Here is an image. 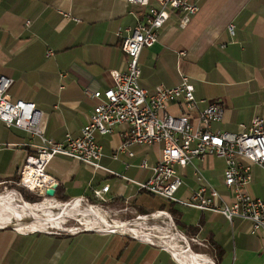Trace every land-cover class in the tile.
<instances>
[{"label":"crops","instance_id":"obj_1","mask_svg":"<svg viewBox=\"0 0 264 264\" xmlns=\"http://www.w3.org/2000/svg\"><path fill=\"white\" fill-rule=\"evenodd\" d=\"M191 1L198 9L184 28L178 26V14L173 12L159 28L155 43L140 49L138 83L150 92L155 85L178 84L182 73L192 83L196 99L191 117L208 103H216L220 118L210 123V129L238 131V124L247 125L254 116L264 115V0ZM144 12L122 0H0V74L12 79L7 89L11 100L32 102L42 112L44 137L59 141L65 134H79L97 102L83 90L103 91L112 85L109 70H125L126 59L115 31L132 27L137 18L143 19ZM46 49L50 55L45 54ZM179 49L183 56L177 55ZM167 110L172 115L180 111L173 103H168ZM124 128L119 124L109 134H95L102 153L97 170L65 155L51 157L44 171L57 183V192L66 202L44 198L81 204L92 197L107 207L129 205L135 211L148 212L138 213L139 219L160 213L172 221L170 208L182 225L173 222L178 230L205 248L192 253L204 257L206 264H264L262 240L248 233L240 218L228 221L213 210L187 206L196 210V217L184 221L179 204L155 203L151 197L156 195L138 190L137 184L150 175L149 167L139 163L143 158L147 165L155 162L161 144L130 145L132 154L128 156L116 149ZM39 142L36 135L0 121V185L16 182L23 156L33 153ZM114 153L116 158L111 157ZM191 163L183 168L174 165L181 177L175 194L178 199L187 198L201 181L219 193L226 192L221 158L210 155ZM263 182L264 169L250 163V181L244 190L264 200ZM104 184L107 190L101 196L105 201L98 202L91 193ZM1 220L0 264H188L181 255L185 263L175 259L169 249L134 235L91 227L56 232L53 228L61 225L52 224L46 230ZM186 225L196 227L194 234H188ZM212 243L222 251L218 263L210 251Z\"/></svg>","mask_w":264,"mask_h":264},{"label":"built area","instance_id":"obj_2","mask_svg":"<svg viewBox=\"0 0 264 264\" xmlns=\"http://www.w3.org/2000/svg\"><path fill=\"white\" fill-rule=\"evenodd\" d=\"M122 1L127 6L144 8L143 19L137 18L132 27L116 29L119 49L126 59L125 70H109L112 85L103 91L83 90L97 102L78 135L65 134L59 141L44 137L42 112L32 102L11 100L7 89L12 79L0 74V121L31 136L36 135L40 141L33 153L23 156L18 179L13 184L43 196L44 190L54 181L45 174L44 168L55 155L78 159L92 170L99 169L98 160L102 153L94 140L95 134H109L115 125L123 124L125 128L120 132L117 151L127 152L130 156V145L161 144L155 162L147 165L145 158L140 161V167H149L150 175L137 184L138 190H145L170 203L213 210L228 221L240 218L247 224V232L254 233L264 245V200L244 190L250 181V163L264 169V115L254 116L247 125L238 124L239 129L235 132L211 130L210 123L220 118V106L208 103L191 117L189 112L196 107V99L186 75L181 73L178 84L172 87L155 85L150 92L139 85L140 49L155 43L159 28L171 13L178 14V26L184 28L198 7L191 0ZM45 54L50 55V50L46 49ZM177 55L183 56L184 52L179 49ZM168 103L178 106L179 113L170 114ZM210 155L223 161L222 184L226 192L219 193L212 185L201 181L187 198L178 199L175 194L181 185V177L174 165L183 168L192 164V159L201 160ZM111 157L116 158V153ZM193 170L200 180L198 170L194 167ZM105 190L106 184L91 194L98 202L105 201L101 196Z\"/></svg>","mask_w":264,"mask_h":264},{"label":"rangeland","instance_id":"obj_3","mask_svg":"<svg viewBox=\"0 0 264 264\" xmlns=\"http://www.w3.org/2000/svg\"><path fill=\"white\" fill-rule=\"evenodd\" d=\"M175 168L177 169V166H175ZM13 185L15 184H12V182L0 185V192L8 191L0 195V218L2 219L1 221L4 220V222L7 223L13 222L12 224L22 228H26V226L27 228H36L41 226L43 229L46 230H51L48 227H50V225L52 224L61 225L59 229L55 230L53 228V230L56 232H66L65 230H67L71 233H74L75 231H79V229L91 227L96 231H112L118 233L120 232L121 234H131L132 236L134 235L135 237L144 241L148 240V242H152L155 245L159 247L162 246L166 249L171 247V244L174 243L175 246H173L175 248H177L178 250L185 251L190 257H192L191 260H189L190 258L184 259L182 257L188 264L207 263L204 257L192 253L200 250L202 252L205 248H202L201 245H195L196 243L190 240L187 235L185 236L184 234H182L180 230H178V228L173 224V217L172 221H169L166 219L167 217L161 215L160 213H157L154 214L155 216H150L149 214H146L145 218L139 219L136 216L138 212H136L133 207L131 208V206L129 205L125 207H118V204L116 206H111V208L110 206L107 207L106 204L100 205L94 200H91L89 202L81 200L80 202L82 207H80L81 209H79V211L82 210L81 212L76 213L75 210L70 209L69 213H65V215H63L65 217H62L61 219L57 216L62 211L61 209H58V207L55 210L53 208L51 210L50 206L45 205L46 212L39 210H26L25 207H28L29 205L21 204L16 199V197H19L18 199H22L24 202L27 203L31 202L26 201V199L24 200L21 196H19V191H17L15 187H13ZM11 191L17 196H14ZM151 199H153V202L155 203H168L167 200L159 196L151 197ZM38 201L36 202L40 203ZM63 202L64 201H61L60 203ZM33 203L37 204L35 202ZM87 203L92 207H88L85 209ZM174 204H179L177 206L182 211V217L184 221H190V219L192 220V217H196V210L190 209V207H187V205H184L182 203ZM9 216L13 217L12 221H7V217ZM85 222L89 224L86 225ZM75 227L77 229H74ZM186 242L188 243L187 246ZM191 243L195 245L196 250L192 249ZM186 247H188V249L192 252L186 250Z\"/></svg>","mask_w":264,"mask_h":264},{"label":"trees","instance_id":"obj_4","mask_svg":"<svg viewBox=\"0 0 264 264\" xmlns=\"http://www.w3.org/2000/svg\"><path fill=\"white\" fill-rule=\"evenodd\" d=\"M14 181H15V179H14ZM13 187H15V189L17 190V191H19V193H20V195H21V197L25 200L26 199V201H29V202H36V201H38V200H41L42 198H44V197H46V196H41L39 193L37 194V193H32V192H30V191H28V190H26V188H21V187H19V186H17V185H13ZM12 192V191H11ZM12 194L14 195V196H17L16 194H14L13 192H12ZM53 198H56V199H58V200H60V201H65V199L66 198H63L62 196H60L59 194H58V192H57V189H55L54 190V193H53V195H51ZM19 197H16V199L21 203V204H23V202L20 200V199H18ZM91 200H94L92 197L91 198H88V202L89 201H91ZM95 201V200H94ZM38 202H40V201H38ZM66 202V201H65ZM122 203V202H121ZM37 204H39V205H48V206H50L51 208H54V209H57V207H58V209H61L63 212H67V213H69V209H71V210H75V212L76 213H79V212H81L82 210H80L79 211V209L80 208H76V207H74V206H72V205H70V204H67V203H64L63 205H65L66 207H68L69 209H67V208H65L64 206H62V205H60V204H58V203H55V202H50L49 200H43L41 203H37ZM24 205H30V203H27V202H25V204ZM75 205H77L78 207H82V205L80 204V203H78V204H75ZM87 207H90L89 205H87L86 204V207H85V209L87 208ZM92 207V206H91ZM169 210H170V212H171V214H173V220H174V224L176 225V226H182L181 225V223L177 220V217L175 216V211H173V209L171 210L170 208H169ZM136 211L138 212V213H140V214H145L147 211L146 210H143V209H141V208H137L136 209ZM148 213V212H147ZM144 218V217H143ZM187 226V225H186ZM187 232H188V234H194V232L196 231V227H192V226H187ZM211 246V248H210V251H211V253H212V255H214V257H213V259L215 260V263H218L219 262V260L221 259V256H223L222 255V251H221V249H220V247L219 246H217L215 243H212V244H210ZM191 247H192V249H194V250H196V248H195V245L193 244V243H191ZM186 250H187V248H186ZM173 256H175V257H177V258H179L181 261H183L182 259H181V257L177 254V253H174L173 254ZM184 262V261H183ZM185 263V262H184ZM186 264V263H185Z\"/></svg>","mask_w":264,"mask_h":264},{"label":"bare ground","instance_id":"obj_5","mask_svg":"<svg viewBox=\"0 0 264 264\" xmlns=\"http://www.w3.org/2000/svg\"><path fill=\"white\" fill-rule=\"evenodd\" d=\"M45 199V198H44ZM43 199V200H44ZM22 202H23V204H25V202L22 200V199H20ZM42 200V201H43ZM41 201V202H42ZM40 202V203H41ZM58 204H60V203H58ZM68 204H70V205H72V206H74V207H76V208H80V207H78L77 205H75V204H72V203H68ZM60 205H62V206H64L65 208H67V209H69L68 207H66L65 205H63V204H60ZM87 205H89V204H87ZM89 206H91V205H89ZM88 208V207H87ZM25 209L26 210H36V211H41V210H45V205H39V204H37V205H30V206H28V207H25ZM24 209V210H25ZM46 209H47V207H46ZM50 209L52 210V208L50 207ZM54 209V208H53ZM81 209V208H80ZM55 210V209H54ZM70 210V209H69ZM62 216L63 215H65V213L63 212L62 213V211H61V213H60ZM67 215V214H66ZM154 216V215H153ZM63 217H65V216H63ZM12 219H13V217H11V216H9V217H7V221H12ZM86 223V222H85ZM89 223H86V225H88ZM84 225V224H83ZM180 235V234H179ZM181 236V235H180ZM175 246V244L173 243V244H171V247H169L168 249L170 250V252H171V254H172V256H173V254L174 253H177V254H179V255H181L184 259H188V258H190L189 260H191L192 259V257H190L185 251H183V250H178L177 248H175L174 246ZM187 250L189 251V252H192V251H190L189 249H188V247H187ZM173 257H175V256H173ZM175 259H177V260H180L179 258H177V257H175ZM181 261V260H180ZM193 261V260H192ZM198 264V263H197Z\"/></svg>","mask_w":264,"mask_h":264},{"label":"water","instance_id":"obj_6","mask_svg":"<svg viewBox=\"0 0 264 264\" xmlns=\"http://www.w3.org/2000/svg\"><path fill=\"white\" fill-rule=\"evenodd\" d=\"M56 187H57V183L55 182V181H51V183L48 185V187L44 190V195L43 196H46V197H51V195H53V193H54V190L56 189ZM18 194H19V196H21L20 195V193L18 192ZM30 204H34L33 202H31ZM64 231V230H63ZM65 231H67V230H65ZM67 232H69V231H67ZM70 233V232H69ZM128 235H130L131 236V234H128ZM187 243V242H186ZM188 245V243L186 244V246Z\"/></svg>","mask_w":264,"mask_h":264}]
</instances>
